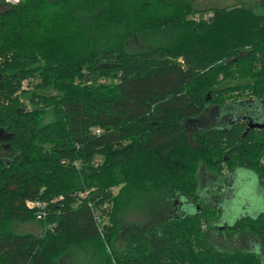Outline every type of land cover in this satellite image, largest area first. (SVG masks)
Here are the masks:
<instances>
[{"label": "trees", "instance_id": "obj_1", "mask_svg": "<svg viewBox=\"0 0 264 264\" xmlns=\"http://www.w3.org/2000/svg\"><path fill=\"white\" fill-rule=\"evenodd\" d=\"M5 5L0 264H61L77 246L99 249L104 264H263L244 249L214 250L203 229L212 218L201 204L196 215L153 226L157 247L131 234L130 254L114 250L115 263L103 236L114 245L129 193L168 191L197 202L203 170L221 176L227 168L228 177L250 171L264 187V128H249L260 117L264 123V111L255 112L264 108V0L199 12L190 0ZM207 13L213 17L194 19ZM150 33L169 38L131 52V39ZM213 110L227 123L204 126ZM87 189L94 191L81 197ZM37 199L56 200L47 215L55 227L44 236L17 232L15 226L37 221L26 205ZM107 202L109 228L94 214L101 216ZM221 229L264 245V213Z\"/></svg>", "mask_w": 264, "mask_h": 264}, {"label": "rangeland", "instance_id": "obj_2", "mask_svg": "<svg viewBox=\"0 0 264 264\" xmlns=\"http://www.w3.org/2000/svg\"><path fill=\"white\" fill-rule=\"evenodd\" d=\"M190 1L198 12L240 6L242 4L253 6L259 2V0ZM5 4L7 3L0 1V7L4 8ZM208 14L212 13H207L206 15ZM168 38V34H143L131 39L128 48L131 52H142L162 44ZM164 44L166 43L164 42ZM25 87L31 89L27 84H25ZM246 93L241 95V100L249 98ZM27 97L29 96L27 95ZM213 113L214 115L204 119V126L219 127L223 122L227 123L226 119L220 117L215 110H213ZM52 120V113L48 111L46 122H51ZM262 163H264V158ZM222 173L221 176L214 175L206 170L200 173V198L197 202L185 196L177 197L176 194H172V196L168 191H165L164 194L155 193L152 195L135 191V194H133L135 196L131 199L129 197L132 196V193H129L124 198V204H121L120 211L117 214L119 231L114 245L112 246L107 241L106 234L103 236L108 255H113L114 250L120 255H124L128 251L130 254L128 241L131 234H137L145 238L153 248L157 247L160 242L152 234L153 226H163L175 217H182L187 214L196 215L199 212V204H201L206 210V214L212 218L211 223L205 225L203 229L207 234L208 242L214 250L232 254L238 249H244L255 252L264 260V245L259 238L249 233L221 229L227 225L233 226L237 220L242 218L253 219L264 213V188L259 185L255 173L250 171L241 170L238 175L234 174L228 177L229 170L226 168ZM119 190L120 187L115 188L114 195H117ZM91 191L92 189H87V192L91 193ZM106 206L107 209H105ZM104 209L105 212L101 214V225L109 228L112 223L113 203L107 202L104 205ZM220 216L221 218H219ZM15 230L21 234L30 233L44 236L47 231V225H45L44 221L38 219L31 224L15 226ZM92 251L77 246L61 259V264H104L100 250L97 249L96 254ZM112 260L115 263L114 257H112Z\"/></svg>", "mask_w": 264, "mask_h": 264}, {"label": "built area", "instance_id": "obj_3", "mask_svg": "<svg viewBox=\"0 0 264 264\" xmlns=\"http://www.w3.org/2000/svg\"><path fill=\"white\" fill-rule=\"evenodd\" d=\"M21 1L22 0H5L6 3L12 4V5L18 4ZM195 17H196V19H195ZM195 17H194L195 20H201V19H207L208 20L209 18L213 17V14H210V15L209 14L208 15L204 14L203 16L195 15ZM97 133H100V131H97ZM92 191H94V189H92ZM88 194H89V192L86 191L84 193H81L80 196L84 198V197H87ZM55 201L56 200H52V201L48 202V201H45V200L37 199V200H29V201H27V204H26L27 208L29 210H31L35 214V217H36L37 220L40 219V220L45 222V225H47V231L53 230V228L55 227L54 224L52 225L47 220L48 206H49V204H52ZM105 209H107V206L105 207ZM94 214L96 215L98 221L101 222L102 218L99 215V213L94 211Z\"/></svg>", "mask_w": 264, "mask_h": 264}, {"label": "water", "instance_id": "obj_4", "mask_svg": "<svg viewBox=\"0 0 264 264\" xmlns=\"http://www.w3.org/2000/svg\"><path fill=\"white\" fill-rule=\"evenodd\" d=\"M261 118L262 117L258 118L259 121L257 120V123L256 124L250 123L249 124L250 125L249 128H255V127L264 128V123H262V121H260Z\"/></svg>", "mask_w": 264, "mask_h": 264}, {"label": "flooded vegetation", "instance_id": "obj_5", "mask_svg": "<svg viewBox=\"0 0 264 264\" xmlns=\"http://www.w3.org/2000/svg\"><path fill=\"white\" fill-rule=\"evenodd\" d=\"M261 111H264V108L263 107H261L260 109H257V111H255V112H257V113H259V112H261ZM260 114V113H259ZM259 183V182H258ZM259 185L262 187V188H264L260 183H259ZM185 207V206H184ZM219 228V227H218ZM257 238V237H256ZM246 251H248V250H246ZM250 252H252V251H250ZM253 253H255V252H253ZM256 254V253H255ZM258 255V254H257ZM259 256V255H258ZM259 258L262 260V258L259 256ZM262 262H263V264H264V260H262Z\"/></svg>", "mask_w": 264, "mask_h": 264}]
</instances>
